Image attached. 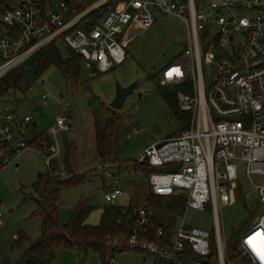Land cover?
<instances>
[{
	"label": "built area",
	"instance_id": "2783aa9c",
	"mask_svg": "<svg viewBox=\"0 0 264 264\" xmlns=\"http://www.w3.org/2000/svg\"><path fill=\"white\" fill-rule=\"evenodd\" d=\"M209 6L212 16L200 11L195 0L1 1L0 78L59 39L81 55L94 75L107 72L129 58L127 48L136 35H128L134 27H151L155 13L184 19L189 46L164 67L160 82H191L192 92L177 93L180 109L190 113L188 126L178 135L150 144L136 160L152 166L179 164L178 170L154 172L148 177L153 193L180 192L187 197V209L205 211L211 204L216 219L215 261L189 256V250L211 253L213 235L209 229L187 223L185 216L174 224L170 243L161 245L141 238L140 233L151 225L145 207L135 212L128 243L179 264H264V0H220ZM210 24L218 27L217 32L209 30L201 36V30ZM204 64L213 69L210 84ZM31 122V115L21 118L17 109L0 97V172L32 148L24 131ZM49 130L52 134L67 132V115L58 116ZM40 145L37 150L49 165L57 158L58 146L48 133ZM60 175L68 173L62 170ZM240 186L245 197L251 202L257 199L263 209L241 236V254L229 258L218 207L235 201ZM122 191L113 184L104 191V198L115 202ZM2 215L0 203V218ZM116 257L111 258L113 263Z\"/></svg>",
	"mask_w": 264,
	"mask_h": 264
},
{
	"label": "rangeland",
	"instance_id": "374dc122",
	"mask_svg": "<svg viewBox=\"0 0 264 264\" xmlns=\"http://www.w3.org/2000/svg\"><path fill=\"white\" fill-rule=\"evenodd\" d=\"M215 1L220 0H195L197 8L209 16L214 15L209 5ZM155 17L156 21L151 27L132 29L128 36H136L127 48L129 58L111 70L94 75L83 64L80 68V83L72 89L67 85L62 71L56 65H51L40 79L26 85L25 92L18 90L5 97V101L13 106L15 98L18 99L17 111L20 116H32L31 124L26 125L24 130L27 135L31 138L43 133L52 136V142L58 146L57 159L61 169L68 133L52 134L49 129L56 125L58 116H69L71 134L77 141L75 171H87V176L80 185L62 188L58 211L61 224L71 219L80 198L94 206L88 222L99 223L102 209L110 203L104 198L105 188L114 182L119 183L125 191L115 203L129 202L132 198L135 206L145 205V195L150 190L149 181L147 175L136 168V159L145 147L161 138L175 136L180 127L178 118L161 94L163 85L160 78L164 67L181 56L189 46V29L184 19L178 16L165 17L158 13H155ZM211 25L201 30V36L209 30L212 34L217 32L218 27ZM56 42L62 56L67 57L70 53L67 44L61 39ZM204 72L210 84L213 75L211 65L204 64ZM118 83L123 87L134 84L133 91L120 108L112 106ZM43 95L47 98L42 99ZM35 121L37 125H33ZM97 121L112 129L113 154L116 158L113 168L100 165L97 160ZM153 123L160 127L159 134L153 130ZM46 149L44 145L43 152ZM17 160L18 166L15 161L0 172L3 212L0 218V264L15 263L29 244L23 237L35 241L40 238L42 231V217L37 212L38 202L35 200V182L39 174L47 173L48 164L43 154L34 148H28ZM260 213L245 197L244 188L235 201L219 204L218 221L224 245L227 239L253 225ZM184 216L187 223L215 233L216 219L211 204L205 211L189 208ZM181 220L178 218L176 223ZM108 261L109 264H154L153 256L144 257L133 251H121L115 263L110 257ZM53 264L105 262L95 251L85 252L76 246H61L57 249Z\"/></svg>",
	"mask_w": 264,
	"mask_h": 264
},
{
	"label": "trees",
	"instance_id": "16d2710c",
	"mask_svg": "<svg viewBox=\"0 0 264 264\" xmlns=\"http://www.w3.org/2000/svg\"><path fill=\"white\" fill-rule=\"evenodd\" d=\"M38 1L44 4L45 0ZM68 48L70 50L69 55L63 57L57 42L53 41L11 69L0 78V97L5 100V97L12 92L16 93L18 90L25 92L27 90L26 85L40 79L51 65H56L62 71L69 88H76L80 83V68L84 63L81 55L71 47L68 46ZM161 85H163L161 89L163 98L180 122V127L175 134L178 135L188 126L190 113L180 109L177 93L180 90L192 92V84L190 81H186L175 85L162 83ZM14 103V107L17 109L19 103L17 98H15ZM66 133H68V139L62 162L63 169L60 168L59 160L55 158L48 165L47 173L39 174L35 182L37 193L35 200L38 202L37 212L42 217L41 236L35 241H31L24 236L23 239L29 243L28 247L15 263L8 262L6 264H53L57 249L61 246H76L85 252L95 251L101 256L105 264H109L108 257L112 258L121 251L138 252L144 257L153 256L154 264H179L173 260L165 259L160 253L151 252L147 248L129 245L128 242L135 227V212L140 208L133 203L125 206L115 202L107 204L102 209L100 222L92 224L88 222V217L94 206L85 203L83 199H79L73 209L71 219L64 224L59 222L58 211L62 188L80 185L87 176V171L79 173L75 171L76 162L74 157L77 141L71 134L70 125ZM46 134L43 133L37 138H31L26 134L30 147L34 149L41 148L40 142L45 139ZM38 140L40 141L38 142ZM95 141L99 164L113 168V165L116 164V158L113 154L112 129L109 126L104 127L100 121H97ZM136 168L149 177L154 172L178 170L179 164L169 163L163 166H152L148 162H138L136 160ZM62 170L66 171L68 175H60ZM241 190L242 187L240 186L238 195ZM252 203L257 210L261 211L263 209L257 199ZM142 207L150 212L151 225L147 230L140 233V237L165 245L173 240V227L176 220L186 213L187 197L180 192L171 195H157L149 190L145 195V205ZM163 217H166V219L164 220ZM160 228L162 233L158 234ZM211 232L213 235L211 253L200 255L189 250V256L194 259L207 257L209 260L215 261L216 240L215 233ZM241 236L242 233L226 240V249L231 258L241 254L239 248Z\"/></svg>",
	"mask_w": 264,
	"mask_h": 264
},
{
	"label": "water",
	"instance_id": "95a60500",
	"mask_svg": "<svg viewBox=\"0 0 264 264\" xmlns=\"http://www.w3.org/2000/svg\"><path fill=\"white\" fill-rule=\"evenodd\" d=\"M134 84L128 86V87H123L120 83L117 84V93L116 96L112 102V106L116 108L122 107L124 104L127 96L133 91ZM153 130L159 134L161 132L160 127L158 126L157 123H153ZM153 214V212H151Z\"/></svg>",
	"mask_w": 264,
	"mask_h": 264
},
{
	"label": "crops",
	"instance_id": "0c3cea01",
	"mask_svg": "<svg viewBox=\"0 0 264 264\" xmlns=\"http://www.w3.org/2000/svg\"><path fill=\"white\" fill-rule=\"evenodd\" d=\"M25 116V115H24ZM21 118H23L22 116H20ZM33 125H37V122L35 121V122H33ZM146 148V147H145ZM27 150V149H26ZM25 150V151H26ZM15 165L16 166H18L19 165V162H18V160L16 161V163H15ZM106 167H108V166H106ZM80 171H82V170H80ZM114 177V176H113ZM113 184H117V185H119L120 186V184L119 183H117V182H114V183H112V184H110L109 186H107L106 188H105V190H107V189H109ZM121 187V186H120ZM149 187H150V185H149ZM122 194L119 196V197H121L123 194H125V191H124V189L122 188ZM81 199V198H80ZM78 201H79V199H78ZM78 201H77V203H78ZM76 203V204H77ZM112 203V202H111ZM130 203H133V201H132V198L129 200V202H125V203H118V204H120V205H128V204H130ZM140 207H142V206H140ZM243 234V233H242Z\"/></svg>",
	"mask_w": 264,
	"mask_h": 264
}]
</instances>
